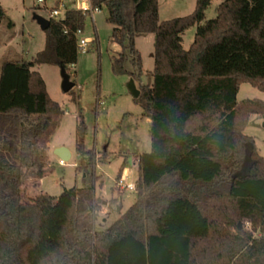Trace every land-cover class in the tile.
<instances>
[{"label": "trees", "instance_id": "1", "mask_svg": "<svg viewBox=\"0 0 264 264\" xmlns=\"http://www.w3.org/2000/svg\"><path fill=\"white\" fill-rule=\"evenodd\" d=\"M88 1L92 11L107 10L135 80L143 74L136 38L155 36L152 80L137 99L151 125V150L138 157L137 199L108 229H96L99 158L84 152L80 122L76 152L88 156L91 185L23 201V170L36 180L47 175L50 138L64 113L31 69L75 66V34L90 15L67 10L63 20H49L35 58L0 67V264H264V157L245 134L253 115L264 116V102L237 101L242 84L264 92V0H223L211 20L212 0H195L190 15L167 21L159 0ZM193 27L185 50L183 35ZM196 118L200 125L189 130Z\"/></svg>", "mask_w": 264, "mask_h": 264}, {"label": "rangeland", "instance_id": "2", "mask_svg": "<svg viewBox=\"0 0 264 264\" xmlns=\"http://www.w3.org/2000/svg\"><path fill=\"white\" fill-rule=\"evenodd\" d=\"M81 0H0L3 17H0V67L4 61H30L45 49L46 35L35 20L36 16L48 19L47 9L64 11L74 9ZM223 0H212L206 12V20L214 19L217 8ZM75 2V3H74ZM195 0H159L160 20L167 21L190 15L195 9ZM105 8L88 15L83 34L79 39L92 43L85 53L79 51L77 64L69 67L67 73L75 87L65 94L62 90L61 68L55 65L36 66L46 96L64 112L59 127L50 138L48 171L42 179H33L28 170H23V201L30 202L39 195L59 197L64 189L84 188L93 180L92 169L88 167V156L78 155L77 129L80 122L86 126L84 152L93 151L99 160L95 168V202L100 210L95 213V227L104 231L121 214L126 212L137 199L136 193L119 190L116 179L123 164L133 168L138 177V157L151 150L150 122L137 99L129 91L131 73L137 71L127 50L112 40L113 26L107 22ZM196 27L183 35V47L188 50L194 41ZM153 34L137 36L135 48L143 63L141 79H133L137 88L151 83L154 69ZM126 56L121 66L116 60ZM259 100L264 102V92L249 84H242L237 101ZM201 123L194 119L188 126L193 130ZM245 134L255 141L258 153L264 157V116L253 115ZM65 146L73 153L66 165L54 154L53 148ZM106 152V156L102 155ZM100 183L102 186L100 187ZM138 185V182H137ZM108 226V227H109ZM247 230L252 226L246 224ZM254 236H260L254 232Z\"/></svg>", "mask_w": 264, "mask_h": 264}, {"label": "built area", "instance_id": "3", "mask_svg": "<svg viewBox=\"0 0 264 264\" xmlns=\"http://www.w3.org/2000/svg\"><path fill=\"white\" fill-rule=\"evenodd\" d=\"M38 3L42 4L45 3V0H37ZM89 2L88 0H81L80 2L77 1V6L79 10L82 11H89L90 14H93L94 12L98 11H92L89 5L87 4ZM67 10L64 11V14L61 15V10L57 8L53 9H47V14H48V20L52 19L55 21H60L65 18V13ZM83 34L82 31H77L76 32V37H77V44H78V52L81 51L82 53H85L87 49L90 47V44L92 43L89 39H79V36ZM60 163L63 165H66L64 161L60 160ZM137 182H138V177L135 178L134 173L132 170L129 168H124L118 175L116 179V186L118 187L119 190L123 191H128L131 193H136L137 192Z\"/></svg>", "mask_w": 264, "mask_h": 264}, {"label": "water", "instance_id": "4", "mask_svg": "<svg viewBox=\"0 0 264 264\" xmlns=\"http://www.w3.org/2000/svg\"><path fill=\"white\" fill-rule=\"evenodd\" d=\"M35 20L41 27L42 31H46L50 26V21L46 18L36 16ZM61 77H62V90L65 94H68L74 87L75 84L70 80V76L64 68H61ZM129 91L135 99L140 97V90L137 88L134 80L132 79L129 84ZM54 154L65 163L69 162L72 158L70 150L66 147H59L54 150Z\"/></svg>", "mask_w": 264, "mask_h": 264}, {"label": "crops", "instance_id": "5", "mask_svg": "<svg viewBox=\"0 0 264 264\" xmlns=\"http://www.w3.org/2000/svg\"><path fill=\"white\" fill-rule=\"evenodd\" d=\"M74 3H75V2H74ZM87 4L89 5V2H87ZM74 9H78L77 2H76V7H75ZM67 10H69V9H67ZM70 10H71V8H70ZM159 14H160V8H159ZM159 16H160V15H159ZM35 68H36V67H34L33 69H31V72H33V71L35 70ZM147 119H148V118H147ZM148 120H149V119H148ZM149 122H150V120H149ZM59 147H65V146H59ZM59 147H55V148H53V150H55V149H57V148H59ZM66 148H67V147H66ZM68 149H69V148H68ZM49 150H50V145H49ZM49 150H48V152H49ZM69 150H70V149H69ZM70 152H71V154H72V158H73V153H72L71 150H70ZM72 158H71V159H72ZM125 166H126L125 168H129L128 164H126V163H125ZM134 166H135V167H138L137 164H135V163H134ZM129 169H130V168H129ZM130 170H133V168H131ZM41 181H42V180H39V181H38V182H39V185H40ZM119 217H120V216H119ZM108 226H109V225H108ZM108 226H107V229L110 227V226H109V227H108Z\"/></svg>", "mask_w": 264, "mask_h": 264}]
</instances>
